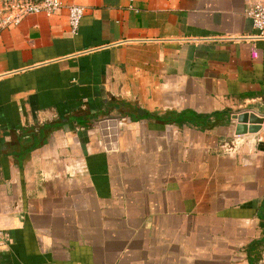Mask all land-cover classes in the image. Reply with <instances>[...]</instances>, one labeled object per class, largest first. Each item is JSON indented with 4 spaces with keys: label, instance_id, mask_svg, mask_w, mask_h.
<instances>
[{
    "label": "crops",
    "instance_id": "obj_1",
    "mask_svg": "<svg viewBox=\"0 0 264 264\" xmlns=\"http://www.w3.org/2000/svg\"><path fill=\"white\" fill-rule=\"evenodd\" d=\"M61 1L0 32V264H264V123L220 149L264 118L256 0Z\"/></svg>",
    "mask_w": 264,
    "mask_h": 264
},
{
    "label": "built area",
    "instance_id": "obj_2",
    "mask_svg": "<svg viewBox=\"0 0 264 264\" xmlns=\"http://www.w3.org/2000/svg\"><path fill=\"white\" fill-rule=\"evenodd\" d=\"M62 8L63 4L61 0H0V32L6 29L16 28L29 16L41 15L51 18ZM66 9L68 12L70 33L76 35L84 15V8L79 5H69ZM245 14L257 33L255 37L264 40V1L256 0L249 4ZM125 119L121 118L118 121L124 122ZM244 136L234 135L232 141L222 144L220 149L224 154H235L238 151V147L246 143L243 140Z\"/></svg>",
    "mask_w": 264,
    "mask_h": 264
},
{
    "label": "trees",
    "instance_id": "obj_3",
    "mask_svg": "<svg viewBox=\"0 0 264 264\" xmlns=\"http://www.w3.org/2000/svg\"><path fill=\"white\" fill-rule=\"evenodd\" d=\"M131 121L141 119L138 115L130 116ZM146 119H153L162 125H173L178 128L187 127L195 129L200 132L212 130L220 126H226L230 122V112L228 110L216 111L210 114L196 113L190 110H184L181 112L177 111H166L162 114H148L145 116ZM261 227L264 225L261 223ZM264 244V236L259 241H254L251 246H257ZM249 264H257L260 261V255H253L248 253L247 255Z\"/></svg>",
    "mask_w": 264,
    "mask_h": 264
},
{
    "label": "water",
    "instance_id": "obj_4",
    "mask_svg": "<svg viewBox=\"0 0 264 264\" xmlns=\"http://www.w3.org/2000/svg\"><path fill=\"white\" fill-rule=\"evenodd\" d=\"M140 112L142 113V115H145V112L143 111ZM108 119H112V118H108ZM231 119L236 123L234 130L235 136L255 134L260 130V126L264 123L263 117L258 116L251 112L232 115Z\"/></svg>",
    "mask_w": 264,
    "mask_h": 264
},
{
    "label": "flooded vegetation",
    "instance_id": "obj_5",
    "mask_svg": "<svg viewBox=\"0 0 264 264\" xmlns=\"http://www.w3.org/2000/svg\"><path fill=\"white\" fill-rule=\"evenodd\" d=\"M121 118H124V117H121Z\"/></svg>",
    "mask_w": 264,
    "mask_h": 264
},
{
    "label": "rangeland",
    "instance_id": "obj_6",
    "mask_svg": "<svg viewBox=\"0 0 264 264\" xmlns=\"http://www.w3.org/2000/svg\"><path fill=\"white\" fill-rule=\"evenodd\" d=\"M121 118H119V120H120Z\"/></svg>",
    "mask_w": 264,
    "mask_h": 264
}]
</instances>
